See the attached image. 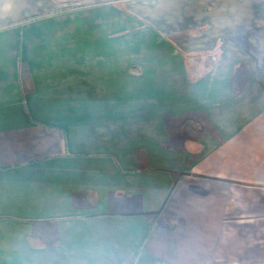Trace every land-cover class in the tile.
Instances as JSON below:
<instances>
[{
    "label": "crops",
    "instance_id": "crops-1",
    "mask_svg": "<svg viewBox=\"0 0 264 264\" xmlns=\"http://www.w3.org/2000/svg\"><path fill=\"white\" fill-rule=\"evenodd\" d=\"M0 0V264H264V0Z\"/></svg>",
    "mask_w": 264,
    "mask_h": 264
},
{
    "label": "rangeland",
    "instance_id": "rangeland-1",
    "mask_svg": "<svg viewBox=\"0 0 264 264\" xmlns=\"http://www.w3.org/2000/svg\"><path fill=\"white\" fill-rule=\"evenodd\" d=\"M103 2H105V3H107V2L114 3V2H116V0H105Z\"/></svg>",
    "mask_w": 264,
    "mask_h": 264
}]
</instances>
